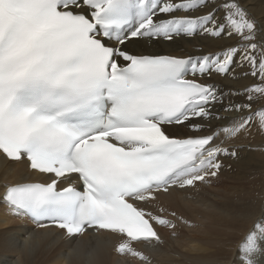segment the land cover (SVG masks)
Segmentation results:
<instances>
[{
    "label": "snow or ice",
    "instance_id": "snow-or-ice-1",
    "mask_svg": "<svg viewBox=\"0 0 264 264\" xmlns=\"http://www.w3.org/2000/svg\"><path fill=\"white\" fill-rule=\"evenodd\" d=\"M197 35L234 43L195 57L127 50ZM234 65L252 83L221 116L225 94L196 77L236 78ZM254 124L264 132V25L242 0H0V154L45 176L3 184L9 215L69 238L108 233L118 255L151 264L135 245L175 224L141 205L209 183ZM259 257L264 214L237 247L238 264Z\"/></svg>",
    "mask_w": 264,
    "mask_h": 264
},
{
    "label": "bare ground",
    "instance_id": "bare-ground-1",
    "mask_svg": "<svg viewBox=\"0 0 264 264\" xmlns=\"http://www.w3.org/2000/svg\"><path fill=\"white\" fill-rule=\"evenodd\" d=\"M242 3L250 15L264 25V0H242ZM226 43L234 42L208 40L200 35L191 38L180 36L171 42L140 40L128 44L127 50L195 57L218 51ZM233 67L236 78L231 75L196 77L200 82L216 84L225 94L221 104L213 109L221 116L232 115L223 111L229 103H240L245 99L244 96H229L228 93L242 92L246 85L252 83L250 77L240 78L235 65ZM188 78L194 77L189 74ZM198 122L201 121L193 120V123ZM169 131L176 136L194 134L187 128L177 131L170 127ZM233 143L237 156L222 159L223 167L209 183H198L186 189L173 188L167 194L160 193L155 206L141 205L154 213L163 207L165 212L162 215L175 223L171 236L167 227L156 226L161 243L135 245L137 250L149 257L151 264L219 263L234 255V242L241 239H237L238 235H244L246 229L249 230L253 222L264 214V132L254 124L250 134L241 136ZM40 178L42 176L30 173L25 163L8 161L0 154V191L5 183L36 181ZM172 212H175V217L170 215ZM224 236L228 237L227 240L223 239ZM117 241L118 237L108 233L65 237L62 230L40 228L28 218L7 214L0 206V261L3 264H20L22 261L23 264H40V260L41 264H133L129 261L134 258L120 256L114 251ZM42 251L43 255L37 262L35 257Z\"/></svg>",
    "mask_w": 264,
    "mask_h": 264
},
{
    "label": "rangeland",
    "instance_id": "rangeland-1",
    "mask_svg": "<svg viewBox=\"0 0 264 264\" xmlns=\"http://www.w3.org/2000/svg\"><path fill=\"white\" fill-rule=\"evenodd\" d=\"M236 68V74L240 77V78H244L245 77V75H244V73H245V71H247V69L246 68H244V69H241V68H238V67H235ZM175 224V223H174ZM15 227H17V226H15ZM175 228H169V227H167V230H168V233H169V236H171V231L173 232V230H174ZM248 229V228H247ZM246 229V231L244 232V235H245V233L248 231ZM249 229H250V227H249ZM178 230V229H177ZM237 235H238V232L236 233ZM244 235L243 234H241V235H238V238L237 239H239V238H241V239H239V240H237V241H235L234 242V244L236 245V246H234V255L233 256H235V257H227V258H225V259H223L221 262H219V263H217V262H215V264H238V261L237 262H235V260L237 259L236 257H237V249H235V248H237L238 247V244L240 243V241L242 240V238L244 237ZM240 236V237H239ZM226 237V238H225ZM203 238V237H202ZM227 236H224V240H227ZM236 242H237V244H236ZM219 246V245H218ZM217 246V247H218ZM223 246V245H222ZM236 250V251H235ZM224 252H226V251H224ZM42 255H43V251L42 252H40L36 257H35V259L37 260V262L40 260V258L42 257ZM18 258V256H16L15 257V259H17ZM228 258H230V260L228 259ZM227 259V260H226ZM258 259H260V261L262 260V262H261V264H264V257H260V258H258ZM226 260V261H225ZM2 261V260H1ZM0 261V264H3L2 262ZM223 261H224V263H223ZM40 262V264H41V260L39 261ZM44 262V261H43ZM42 262V263H43ZM130 263H133V264H141V261H139V260H137V259H131L130 261H129ZM10 262H7V264H9ZM6 264V263H5ZM10 264H14V263H10ZM20 264H23V261L20 263Z\"/></svg>",
    "mask_w": 264,
    "mask_h": 264
}]
</instances>
